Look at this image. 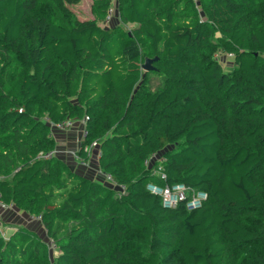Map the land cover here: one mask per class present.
<instances>
[{
    "label": "trees",
    "instance_id": "1",
    "mask_svg": "<svg viewBox=\"0 0 264 264\" xmlns=\"http://www.w3.org/2000/svg\"><path fill=\"white\" fill-rule=\"evenodd\" d=\"M79 2L0 0V192L44 229L0 233V264H264V0H118L129 29L102 24L112 0L88 19ZM148 55L171 75L157 94ZM47 116H87L77 154L98 140L126 191L40 157L57 146ZM153 153L167 182L207 192L201 207L147 189L165 183Z\"/></svg>",
    "mask_w": 264,
    "mask_h": 264
},
{
    "label": "built area",
    "instance_id": "2",
    "mask_svg": "<svg viewBox=\"0 0 264 264\" xmlns=\"http://www.w3.org/2000/svg\"><path fill=\"white\" fill-rule=\"evenodd\" d=\"M117 2H118V0H112L111 7L108 10V14H107L104 22H110L114 19V16L116 15ZM228 55L232 56L233 53H229ZM87 118H88L87 116L80 118V119L65 118L63 120L55 121V122L52 121L48 116L45 119L50 123V125L53 128L59 129V130L69 129L75 125L76 120H79L83 126L82 127L81 142H80V147H79V148H81L82 141L84 139H86V137L88 136V129L86 128ZM84 150H85V152L88 153L89 158H84L82 156H79L77 154V151L75 153L80 164L83 166H89L91 164V158L92 157H97L99 159L102 155V150L100 148V142L98 140H95L94 142H92L90 144H86L84 146ZM55 153H56V150H52L49 152L41 153L39 156L44 157V158H48V157H51L52 155H54ZM158 156L159 155L157 153H153L150 158L146 159L145 162L147 164H150V162H154L156 160L159 162L157 167L154 169V173L157 174V176L162 181H164L165 183L160 184L156 181H150L147 184V189L151 193L161 196L162 200H163V205L166 208H175L181 202H186V206L189 210H194V209L201 207L202 204L204 203V201L208 197L207 192L201 191V190L200 191H196V190L190 191L191 188L184 183L170 184L169 182H167L168 175H167V172L165 171V168L163 165L164 158L162 157L161 159H159ZM102 172H103V175L105 176V179L107 180V182L112 183L116 187L119 194H122L126 191V185L122 184V183H117L114 180L112 173L105 172V171H102ZM12 207H14V205L12 203L5 202L3 200L2 194L0 192V208L1 209H8V208H12ZM31 217L36 218V219L41 218L40 215H32ZM0 233L2 234V232H0ZM49 244L53 248H55V249L57 248V243L53 238H50Z\"/></svg>",
    "mask_w": 264,
    "mask_h": 264
},
{
    "label": "crops",
    "instance_id": "3",
    "mask_svg": "<svg viewBox=\"0 0 264 264\" xmlns=\"http://www.w3.org/2000/svg\"><path fill=\"white\" fill-rule=\"evenodd\" d=\"M82 127V123L77 120V123H75V125L69 129H54L52 134L57 143L55 154L63 158L74 171L91 179L115 187L112 183L107 182L105 179V176L103 175L102 169L99 165V159L97 157L91 158V164L89 166H83L80 164L75 153L80 147ZM2 210H4V213L0 215L1 218L3 216L2 220L0 221V230H2V234L5 236H9L15 232L17 226L19 225L31 228L44 236V229L41 221H39V219L32 218V215H30L28 212L15 207L8 209L0 208V211ZM3 222L6 224L5 227H7L5 229L2 228L4 227Z\"/></svg>",
    "mask_w": 264,
    "mask_h": 264
},
{
    "label": "rangeland",
    "instance_id": "4",
    "mask_svg": "<svg viewBox=\"0 0 264 264\" xmlns=\"http://www.w3.org/2000/svg\"><path fill=\"white\" fill-rule=\"evenodd\" d=\"M94 3H95V0H80L79 3L69 5V10L72 11L74 13V15L76 17H79L80 19L93 18L94 14H93L92 7H93ZM46 7L49 8V9H47L48 11L52 12L54 15L56 14L57 9L55 7H53V5L51 6L50 3H46L45 8ZM45 8H44V10H45ZM116 14H118V15L116 16L115 20L110 21V22H104V20H103V21H101L102 24L110 26V25L122 23V21L119 17V13H116ZM124 27L126 29H129L128 25H124ZM217 56L219 57V60L224 64L225 69L228 70V66L231 64V62L233 60L232 56H229L228 54H221V53H218ZM147 57L148 58H155V57H152L150 55H148ZM151 65H152L151 69H143L145 74H146L145 80H144L145 88H146V91H148L149 93L157 94V92L166 85V79L168 78V77H166V75L167 76H171V75L168 73L166 74V73L162 72L161 70H159L155 61H153L151 63ZM156 68H158V69H156ZM76 123H77V120H76ZM170 147H172V146H170ZM162 153H164V152H162ZM162 153H161V155L158 156L159 159L162 158V156H163ZM3 213H4V210L0 211V215H2ZM2 218H3V216H2ZM2 218L0 216V221L2 220ZM3 226H4V227H2L3 229L7 228V227H5L6 226L5 223ZM0 232H2V230ZM48 248L50 250L49 252H50L52 258H54L55 256H57L59 254L58 248L55 249L50 244H48Z\"/></svg>",
    "mask_w": 264,
    "mask_h": 264
},
{
    "label": "water",
    "instance_id": "5",
    "mask_svg": "<svg viewBox=\"0 0 264 264\" xmlns=\"http://www.w3.org/2000/svg\"><path fill=\"white\" fill-rule=\"evenodd\" d=\"M157 58H158V57H155V58H146V61H145L144 65H143V68H144V69H151V68H152L151 63H152L153 61H155Z\"/></svg>",
    "mask_w": 264,
    "mask_h": 264
}]
</instances>
